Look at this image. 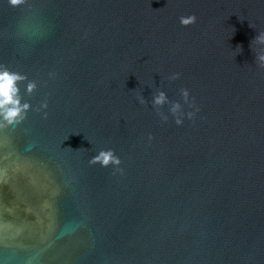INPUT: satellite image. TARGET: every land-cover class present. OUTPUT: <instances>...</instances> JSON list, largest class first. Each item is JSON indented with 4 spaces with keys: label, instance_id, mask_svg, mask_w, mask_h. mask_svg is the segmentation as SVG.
Wrapping results in <instances>:
<instances>
[{
    "label": "water",
    "instance_id": "water-1",
    "mask_svg": "<svg viewBox=\"0 0 264 264\" xmlns=\"http://www.w3.org/2000/svg\"><path fill=\"white\" fill-rule=\"evenodd\" d=\"M259 33L264 0H0V65L38 86L0 130V264H264Z\"/></svg>",
    "mask_w": 264,
    "mask_h": 264
},
{
    "label": "clouds",
    "instance_id": "clouds-1",
    "mask_svg": "<svg viewBox=\"0 0 264 264\" xmlns=\"http://www.w3.org/2000/svg\"><path fill=\"white\" fill-rule=\"evenodd\" d=\"M14 7H22L27 3V0H10ZM197 22V16L195 14L191 16L180 17V23L188 26ZM256 43L258 46L264 47V33H259L252 44ZM252 46V45H251ZM256 60L264 64V51L257 52ZM181 78V73H173L168 77L170 80H178ZM24 81H28L26 75L20 74L10 70L7 66L0 65V130L7 129L9 127H15L18 124L23 123L32 110L30 102L24 100L22 89L20 84ZM37 83L35 81L27 82V92L33 93L37 89ZM184 104H187L193 111L185 112L184 104L179 100L172 101L167 91L162 87L156 89L151 100V106L157 109L161 119L165 122L169 120L168 114L161 111L163 106H169V112L172 117L175 118V124L183 126L185 123V117L190 120H195L200 108L195 103L194 97L191 95V91L188 88L181 89ZM138 100L143 105H148L149 101L142 95L138 96ZM48 108V103L45 101L39 111H43ZM45 117L47 112L43 111ZM153 137L150 135L149 140ZM90 164H99L105 168L113 169V174H124L123 161L121 157L116 153L115 149H101L96 155H94L89 161Z\"/></svg>",
    "mask_w": 264,
    "mask_h": 264
}]
</instances>
